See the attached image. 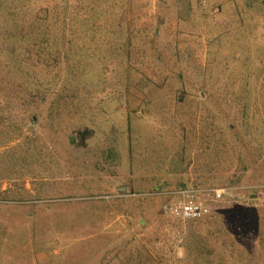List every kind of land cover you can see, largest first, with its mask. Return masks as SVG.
<instances>
[{"label":"rangeland","instance_id":"1","mask_svg":"<svg viewBox=\"0 0 264 264\" xmlns=\"http://www.w3.org/2000/svg\"><path fill=\"white\" fill-rule=\"evenodd\" d=\"M0 264H264V0H0Z\"/></svg>","mask_w":264,"mask_h":264},{"label":"built area","instance_id":"2","mask_svg":"<svg viewBox=\"0 0 264 264\" xmlns=\"http://www.w3.org/2000/svg\"><path fill=\"white\" fill-rule=\"evenodd\" d=\"M229 193L227 187H185L153 192V194L165 195L169 198L162 206L164 214L183 221L203 219L211 213L210 202L204 199L206 195L211 196L212 201H217Z\"/></svg>","mask_w":264,"mask_h":264},{"label":"trees","instance_id":"3","mask_svg":"<svg viewBox=\"0 0 264 264\" xmlns=\"http://www.w3.org/2000/svg\"><path fill=\"white\" fill-rule=\"evenodd\" d=\"M39 14V13H38ZM24 37H25V33L24 32H21L20 34H19V38L20 39H24ZM31 49V48H30ZM8 59V61H10V58H7ZM7 61V62H8ZM6 62V61H5ZM4 62V63H5ZM32 120L33 121H35L34 120V118H32ZM93 130H91V129H84V130H82V131H78L77 132V134L78 135H80L79 136V138L81 139V140H84V139H87L88 138V136L87 135H89L91 132H92ZM78 139V137H75V140H77ZM185 187H196V188H198V185H196V186H190V185H188V183H185V184H181V185H179V186H175V188H173V189H179V188H185ZM155 192H157V191H155ZM164 204V203H163Z\"/></svg>","mask_w":264,"mask_h":264}]
</instances>
